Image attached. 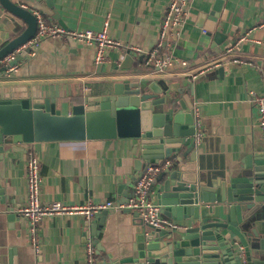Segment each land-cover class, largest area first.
<instances>
[{
	"label": "crops",
	"instance_id": "1",
	"mask_svg": "<svg viewBox=\"0 0 264 264\" xmlns=\"http://www.w3.org/2000/svg\"><path fill=\"white\" fill-rule=\"evenodd\" d=\"M61 21L72 30L99 31L108 19V32L124 46L143 51L158 39L159 24L169 0H51ZM215 0H192L173 53L187 61L186 69L144 68L133 52L113 50L109 61L93 63L94 47L67 39H44L17 64L15 75L2 78L5 97L48 98L57 105L99 95L110 82L127 81L139 71L164 83L177 96L188 95L199 117L203 137L200 151L208 157L205 169L227 168L248 152L262 150L250 92L264 89V0H224L219 13ZM43 3L44 0H41ZM35 13V12H34ZM108 16V17H107ZM50 22L48 17L43 16ZM0 7V29L4 26ZM56 23V22H54ZM216 33L220 36L216 37ZM222 34V35H221ZM232 48V51H227ZM217 65V66H215ZM222 67V71H219ZM123 76V77H122ZM87 89V90H85ZM177 91L179 93H177ZM29 146L39 157L42 203L84 205L86 202H124L133 190L140 163L125 137L109 141H59L25 144L0 162V184L8 196V218L0 206V252L15 264H88L84 245L93 244L90 222L82 214L46 218L39 229L40 251L28 239V223L19 216L25 201V164ZM123 213V212H122ZM107 209L98 241L104 251L119 252L137 231L132 216ZM89 232L86 238L85 233ZM98 249L94 246L97 261Z\"/></svg>",
	"mask_w": 264,
	"mask_h": 264
},
{
	"label": "water",
	"instance_id": "2",
	"mask_svg": "<svg viewBox=\"0 0 264 264\" xmlns=\"http://www.w3.org/2000/svg\"><path fill=\"white\" fill-rule=\"evenodd\" d=\"M223 2L214 1L215 14ZM0 7L2 24L11 25L0 29V59L34 35V12L70 30L51 0H0ZM67 40L74 42L70 37ZM34 50L20 51L8 66ZM132 63L126 51L122 66L131 68ZM8 66L0 68V162L25 144L109 141L120 136L130 141L140 172L172 161L154 177L147 192L160 217L171 225L154 227L136 213L118 211L132 216L137 231L119 252L101 254L104 250L98 238L107 214L102 210L90 222L98 264H264V148L246 153L232 167L221 162L219 169L206 171L208 157L192 139L196 112L188 95L176 96L164 83L137 71L124 76L129 77L127 81L110 82L101 94L82 96L72 105L28 95L7 98L1 93V80L13 77L2 74ZM203 136L201 131L200 141L205 143L208 139ZM132 192L115 205L125 204ZM7 199L0 184V206H5L12 219ZM0 264L15 261L0 252Z\"/></svg>",
	"mask_w": 264,
	"mask_h": 264
},
{
	"label": "built area",
	"instance_id": "3",
	"mask_svg": "<svg viewBox=\"0 0 264 264\" xmlns=\"http://www.w3.org/2000/svg\"><path fill=\"white\" fill-rule=\"evenodd\" d=\"M192 0H169L165 12L159 24L158 39L156 45L149 51H143L139 47L124 46L108 32V19L103 23L99 31L92 30H65L57 23L50 22L41 14L35 12L36 31L25 43L20 45L11 53L0 59V68L6 67L20 51L27 47L35 49L44 39H67L72 38L75 42L94 47L93 63L101 66L109 61L108 53L116 50L121 53L133 52L144 68L156 69L158 71H169L175 68L186 69L187 61L179 59L173 53V41L181 34L185 24L188 9ZM108 17V16H107ZM227 51H232L229 48ZM30 52L27 56H30ZM217 66V65H215ZM17 71V64L8 66L2 73L6 77L14 76ZM87 90V89H85ZM251 103L256 111V123L264 145V89L262 92H250ZM196 112V111H195ZM196 130L192 136L195 144L201 140L200 120L196 113ZM167 159L160 165H151L139 172L133 184V192L125 204L115 205L112 201L104 203L86 202L84 205H64L58 202L42 203L40 199L41 175L39 170V157L29 146L25 164V201L19 209V216L28 223V239L35 253L40 251L39 229L42 222L56 215L82 214L87 220H91L102 210L115 208L117 211L127 210L131 214L136 213L145 223L154 227H164L170 224L159 215L157 206L151 204L147 198L148 189L154 177L164 168L171 164ZM84 253L88 264H98L94 254V246L90 243L84 245Z\"/></svg>",
	"mask_w": 264,
	"mask_h": 264
},
{
	"label": "rangeland",
	"instance_id": "4",
	"mask_svg": "<svg viewBox=\"0 0 264 264\" xmlns=\"http://www.w3.org/2000/svg\"><path fill=\"white\" fill-rule=\"evenodd\" d=\"M123 132H121V134H122Z\"/></svg>",
	"mask_w": 264,
	"mask_h": 264
}]
</instances>
